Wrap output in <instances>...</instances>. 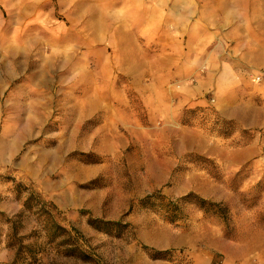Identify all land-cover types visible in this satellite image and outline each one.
<instances>
[{
  "label": "rangeland",
  "instance_id": "374dc122",
  "mask_svg": "<svg viewBox=\"0 0 264 264\" xmlns=\"http://www.w3.org/2000/svg\"><path fill=\"white\" fill-rule=\"evenodd\" d=\"M222 2L0 0V264L28 189L37 264H264V14Z\"/></svg>",
  "mask_w": 264,
  "mask_h": 264
},
{
  "label": "trees",
  "instance_id": "16d2710c",
  "mask_svg": "<svg viewBox=\"0 0 264 264\" xmlns=\"http://www.w3.org/2000/svg\"><path fill=\"white\" fill-rule=\"evenodd\" d=\"M27 192L28 196L22 203L23 210L21 211V213L13 215L12 217L4 218L5 221L9 224V233L8 240L6 241V246L8 248L14 249V257L10 264H37V256L44 250L45 244L47 245L49 243H54V241L60 238L63 234V240H61L60 244L63 245L66 243L64 239H68L70 237L69 231L63 228L59 224V222H56L54 219L57 213L56 207L53 204L43 200L39 196V194H37L33 190L28 189ZM194 197L195 196L193 194L188 193L182 197L172 200L166 199L158 192L147 196L146 199L149 201V203L156 204L160 209H163L164 211H167L168 213H171V215H173L172 213L179 209L180 203L191 201V199ZM195 199L200 205H215L218 209V212L225 215L226 217L228 211L227 208L220 207L218 203L206 201L201 197ZM31 210L36 211L35 213L38 216L44 218V223L42 224V230H44L46 234V241L44 242V244L38 243L37 241L24 243L25 239H29V237H31L33 234H19V230L22 227L20 219L24 212H28ZM89 223L93 225H99L98 223L101 222L97 219H89ZM64 234H66L67 236H65Z\"/></svg>",
  "mask_w": 264,
  "mask_h": 264
},
{
  "label": "crops",
  "instance_id": "0c3cea01",
  "mask_svg": "<svg viewBox=\"0 0 264 264\" xmlns=\"http://www.w3.org/2000/svg\"><path fill=\"white\" fill-rule=\"evenodd\" d=\"M246 1H249L246 2ZM263 5L262 2H260V0H234V2H228V3H220L219 7L221 9V14L223 15V18L227 19V20H236L237 19V15H241V7L242 5H250L248 11L246 12L247 14V18H249L250 20H254V19H261L263 14H264V10L263 8H259L260 5ZM247 10V9H246ZM262 12V13H261ZM204 13L208 14L207 11H205ZM261 13V14H259Z\"/></svg>",
  "mask_w": 264,
  "mask_h": 264
}]
</instances>
